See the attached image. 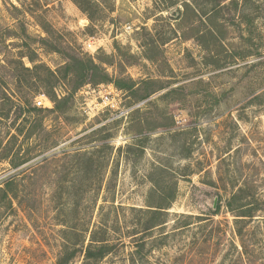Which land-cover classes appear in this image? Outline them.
<instances>
[{
    "label": "rangeland",
    "instance_id": "rangeland-1",
    "mask_svg": "<svg viewBox=\"0 0 264 264\" xmlns=\"http://www.w3.org/2000/svg\"><path fill=\"white\" fill-rule=\"evenodd\" d=\"M99 51L127 118L86 114V84L31 111ZM0 264H264V0H0Z\"/></svg>",
    "mask_w": 264,
    "mask_h": 264
},
{
    "label": "trees",
    "instance_id": "trees-1",
    "mask_svg": "<svg viewBox=\"0 0 264 264\" xmlns=\"http://www.w3.org/2000/svg\"><path fill=\"white\" fill-rule=\"evenodd\" d=\"M15 8V6H13ZM17 9V8H16ZM26 37L27 34L24 31ZM118 49V48H117ZM27 58L29 61H33L31 57L27 55ZM113 62V56L107 55L102 51H99L95 56H86V57H79L75 55H70L68 57L67 62L63 65L62 68V77L64 80L68 81L69 84L72 85L73 88L71 90L63 95V96H57V94L53 95H48L51 101L53 102V108L48 109L49 111H62L65 110L66 108L69 107L70 101L72 100L73 93L74 91L85 84H98V83H112L116 88L121 89V90H129L133 86L132 81H128L122 78H113L111 74L107 71L106 66L111 65ZM23 67V66H22ZM20 66V68L22 69ZM26 70H29V68H24ZM69 104V105H68ZM21 108H23L21 106ZM31 111H37V112H42L44 109L42 108H37V107H32ZM41 118L37 119L38 120V125L42 129V124L39 122ZM36 120V121H37ZM34 134V129L31 127L27 130L25 137L26 139H29L32 135ZM81 154V153H80ZM82 156H87L89 155L88 152H83L81 154ZM88 157V160L90 163H92V159ZM27 159H16V158H11L9 160V163L12 168H17L24 162H26ZM15 175L8 178L6 181H4V187L2 188V191L5 192L7 195V188L14 183ZM173 184L168 187L160 185L158 181H154L153 183V190L151 193L159 192L165 199V203L161 204H153L149 203L147 204L148 208L145 210V213L148 214L151 217H159L162 213H164L163 209L168 208L170 200L172 199L173 196ZM175 191V190H174ZM238 200V194H233L231 199L228 200L227 206L229 207L230 211H233V205L237 202ZM238 207H241V212L240 214H235L237 217H251L253 216V209L251 207H247L246 204H242ZM219 211V205H217V208L213 211L214 214H217ZM152 219V218H151ZM236 222H241L242 220L238 221L235 220ZM163 221L162 220H156V221H151L146 229H150L152 227H155L159 224H161ZM235 222V223H236ZM237 233L239 235L243 234V230L240 228H237ZM108 248L106 244H100V245H88L86 247V253L85 257L86 258H102L104 255L107 253Z\"/></svg>",
    "mask_w": 264,
    "mask_h": 264
},
{
    "label": "built area",
    "instance_id": "built-area-1",
    "mask_svg": "<svg viewBox=\"0 0 264 264\" xmlns=\"http://www.w3.org/2000/svg\"><path fill=\"white\" fill-rule=\"evenodd\" d=\"M95 38L92 37L88 41L87 47H93L94 50L98 48L95 46ZM92 96H94L88 103H86V109L84 110L86 114L96 115L103 112H109L112 119L127 118L131 109L128 107L120 106V90L116 89L112 83H100L95 87L91 84H86L84 86ZM52 101L49 96L40 92L34 97V104L40 108L50 109L52 106Z\"/></svg>",
    "mask_w": 264,
    "mask_h": 264
},
{
    "label": "water",
    "instance_id": "water-1",
    "mask_svg": "<svg viewBox=\"0 0 264 264\" xmlns=\"http://www.w3.org/2000/svg\"><path fill=\"white\" fill-rule=\"evenodd\" d=\"M216 199L214 200V203H213V209L215 210L216 208Z\"/></svg>",
    "mask_w": 264,
    "mask_h": 264
}]
</instances>
